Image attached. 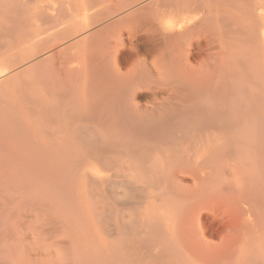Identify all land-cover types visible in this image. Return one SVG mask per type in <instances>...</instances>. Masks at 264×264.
Listing matches in <instances>:
<instances>
[{"label":"bare ground","instance_id":"1","mask_svg":"<svg viewBox=\"0 0 264 264\" xmlns=\"http://www.w3.org/2000/svg\"><path fill=\"white\" fill-rule=\"evenodd\" d=\"M23 1L0 0L21 26L30 12L17 11L39 0ZM125 6L62 27L67 9L44 6L59 27L33 51L62 44L34 60L31 47L15 71L6 56L24 53L2 42L0 264H264V0ZM64 181L90 190L89 223L72 195L58 197L70 215L49 209Z\"/></svg>","mask_w":264,"mask_h":264},{"label":"rangeland","instance_id":"2","mask_svg":"<svg viewBox=\"0 0 264 264\" xmlns=\"http://www.w3.org/2000/svg\"><path fill=\"white\" fill-rule=\"evenodd\" d=\"M1 1H4V0H1ZM22 1H23V0H22ZM24 1H25V0H24ZM24 1H23V2H24ZM33 1H34V0H33ZM39 1H40V2H39ZM39 1H37V2L35 1V2H32V3L29 2V3L32 5V6L30 7V9H29L28 7L24 9L23 6H22V4H23V3H22V4H21L22 9H21V10H23L25 13H23V12H22V13L19 12V10H18V7H19V6H17L18 3H17V5H16V3H14V5L11 4V6H14V8H17V9H12V11H13V10H18V11H17V12H18V15L26 14V12H30V15H27V14H26V15L29 16V17H28L29 19L27 18L28 21H29L28 23H29V24L32 23V25H29V26H30L29 28L25 25V28L27 27V30H29V31H24V29H22V28H24V24H25V23L28 24L27 21H24V22H23L24 24H22V26H21V25H20L21 22H20L19 19H17V18H16V20L13 19V16L16 15V14H14V12H13V13L8 12L7 14H5L6 16L9 14L10 17L13 15V16H12V19H13L14 23H12L13 25L11 24V26L16 27V28H13V27H11V26H10V27H11V29H14L15 31L18 30V31H17L18 33H17V32H16V33L14 32L15 35H14V33L12 32V35H13V36L11 37V35H10L11 38L7 35L8 33H7L6 35L4 34V33H6L7 31H5V30H3V29H5V28L8 26V23H7V20L5 19V18H7V17H6L5 15H3V13H2V12H4V10H3L4 8H3V9L1 8L3 11L0 10V13H2L3 17L5 16V18H3V17L0 15V22H2V24H3V22H4V23H5L4 25H6L4 28H3V27L0 28L1 30H3V32H2V33H3V36H6L5 38H4L3 36H2L3 38L1 37L2 39L0 38V40H1V42H0V53H3V54H4V55H3V54H0V63L2 62V61H1V59H2L1 57L5 58L4 56H6V54L8 55V52H9L10 50H12V49H13L15 52L17 51V52H16L17 54H18L19 52H20V54H22V53L26 54V52H27L28 54H30L29 56H28V54H26V55L22 54L23 56H22V58H21V56H20V60H18L19 57H18V59L14 58V59H16L17 61H16V60H10V59H13V57L15 56V54H14L13 56H11V58H9V59H8L7 56H6L5 60L8 61V62H6V63L4 64V66H7L8 63H10V65H13V64H14V65L16 66V67H15V66L13 65V66H14V68H13L14 71L16 70V68L18 69L19 66H22L23 64H25V63H26L25 59H28V60H29L30 56H31L34 52H36V51H33V47H32V45H31V42L34 41L33 43H36L35 41H37V38H38V40L40 41V37H41V39H42V38L44 39V37L48 36V34H50L49 36L54 35V33H52V32H54L55 29L57 30V28H58L59 26L57 27L56 24H55V25H51V22L49 23V21H50V20H51V21H54V19L56 18V17L54 16V14L56 15V14H58L59 12H62V11H61L62 9H64V10L67 9V10H66L67 13H68V14L70 13V14H69V15H70V17H69L70 19L67 20L66 18L63 17L62 14H63V12H65V11L63 10L62 14H58V15H62V16H59V17H58V15H57L58 18L63 17V19H64V20H61V23H62V24L60 25V27H62V25H65L66 23H73V22L76 21V20H79V21H80L81 19H84V17H88V16H91V15H92V19H93V18L95 19V17H98V16L96 15V14H98V12H101V13L103 14V16H105V15L107 14V12H108L109 15H110V14L112 13V11L116 10L117 13H116V14H113V13H112V14H113V15L111 14L112 16H111V15L109 16V15L107 14V16H108L109 19H108L107 16H106L107 21H108V20H111V22H112V20L115 21L117 18H119V17H117V18H115V17H116V16H119V13H120V12L122 13V12L124 11L125 14H126V11H127V13H128L129 8H130V7H128V8H124L125 3H128L129 0H103V1L100 0V2H99V1L97 2V0H88V1H86V0H58V2H60V4H61V2H62V4H63V2L66 3V5H64V4L62 5V4H61V6H59L60 4H59L58 2H57V3H58L59 5L56 3L57 0H49L50 3H49L47 0H39ZM43 1H44V3H43ZM51 1H55V3H54V2H51ZM66 1H67V2L69 1V3H67ZM101 1H102V2H101ZM87 2H88V3H91V4L93 5V7H91V5H88V6H87V4H88ZM34 3H35V4H34ZM41 3H42V4H41ZM47 3H48V5H47ZM98 3H99V4H98ZM0 4H1V3H0ZM43 4H44V6H46V7H44ZM45 4H46V5H45ZM19 5H20V3H19ZM27 5L29 6V4H26V6H27ZM33 5H34V6H33ZM37 5H38V7H37ZM40 5H42V6H40ZM94 5H95V6H94ZM11 6H9V7H11ZM21 6L19 7V9L21 8ZM1 7H2V6H1ZM3 7H4V6H3ZM24 7H25V6H24ZM40 7H41V8H40ZM43 7H44L45 9H44ZM47 7H48V9H50V10H48V9L46 10ZM50 7H51V8H50ZM90 7H91V9H90ZM125 7H126V6H125ZM33 8H34V9H33ZM39 8H40V10H38ZM122 8H123V9H122ZM5 9L8 10V8H6V6H5ZM10 9H11V8H10ZM10 9H9L8 11H10ZM26 9H27V10H26ZM35 9H37V10H35ZM42 9L46 10V12H47V11H52L51 13L48 12L49 14H48V13H46V14L49 15V16H50V14H53V15H51V16H53V18H54V17H55V18L52 20V17L50 18V17L48 16V17L50 18V20L47 19V18H44V19H43L42 16H45L46 14H45V13H44L45 15L42 14V13L44 12V10H43V12H42ZM109 9H110V11L112 10L111 13H110ZM119 9H120V10H123V11H119ZM126 9H128V10H126ZM21 10H20V11H21ZM117 10H118L119 12H118ZM40 11H41L42 13H41ZM58 11H59V12H58ZM5 12H6V11H5ZM5 12H4V13H5ZM34 12H38V14H41V15H39V16H40V18H41V17H42V18H41V20H40L39 22H38L39 18L36 17V16H37V15H36L37 13L35 14ZM121 13H120V14H121ZM28 14H29V13H28ZM117 14H118V15H117ZM122 14H123V13H122ZM122 14H121V15H122ZM31 15H32V16H31ZM35 15H36V16H35ZM65 15L67 16V14H64V16H65ZM69 15H68V16H69ZM93 15H94V16L96 15V16L93 17ZM99 15H101V14L99 13ZM114 15H115V16H114ZM123 15H124V14H123ZM21 16H22V15H21ZM39 16H38V17H39ZM66 16H65V17H66ZM68 16H67V17H68ZM103 16H102V17H103ZM113 16H114V17H113ZM46 17H47V16H46ZM14 18H15V17H14ZM35 18H37V19H35ZM98 18H99V17H98ZM103 18H104V17H103ZM113 18H114V19H113ZM12 19H10V20L12 21ZM25 19H26V18L23 17V19H21V20H25ZM46 19H47V20H46ZM60 19H61V18H60ZM60 19H58V20H60ZM106 19H104V20H106ZM8 20H9V19H8ZM10 20H9V21H10ZM35 20H36V22H35ZM45 20H46L47 22H46ZM65 20H67V21H65ZM9 21H8V22H9ZM11 21H10L9 23H11ZM42 21H45V22H44L45 24H43ZM17 22H20V23H17ZM34 22H35V23H34ZM55 22H57V20H56ZM58 22H59V21H58ZM104 22H106V21H103V20H102L101 23H104ZM15 23H16V24H15ZM53 23H54V22H52V24H53ZM106 23L108 24L109 21L106 22ZM46 24H47V25H46ZM59 24H60V23H59ZM59 24H58V25H59ZM4 25H3V26H4ZM18 25H19V26H18ZM67 25H68V24H67ZM0 26H1V25H0ZM48 26H49V27H48ZM52 26H53V27H52ZM56 27H57V28H56ZM131 27H132V26H131L128 22L123 23V24L121 25V27H120V32H122L123 40L125 41V44L127 45V46L125 45V47H122V53L120 54V59H121L120 61H121V64H122V65H121L122 70H125L126 64H128V63H126V60H125L126 58H124V55H125L128 51H131V48H129V47H130V43L132 42V38L129 37V33H128V30H129V28H131ZM47 28H49V30H48ZM51 28H52V29H51ZM54 28H55V29H54ZM64 28H65V27H64ZM46 29H47V30H46ZM61 29H62V28H61ZM1 30H0V32H1ZM6 30H9V26H8V29H6ZM56 30H55V31H56ZM11 31H13V30H11ZM11 31H10V32H11ZM42 31H45V32H42ZM19 32H20L21 35L19 34ZM27 32H29V34H28ZM56 32H57V31H56ZM56 32H55V33H56ZM58 32H59V31H58ZM23 33H24V34L26 33V34H28L29 36H30V34H31V36L26 38V37H24L25 35H24ZM51 33H52V34H51ZM10 34H11V33H10ZM37 34H39V35H37ZM16 35H19L20 37H19V36H16ZM28 35H27V36H28ZM55 35H56V34H55ZM0 36H1V35H0ZM22 36H23L24 38H23ZM49 36H48V38H49ZM13 37H14L15 39H14ZM16 37H19V38L17 39ZM21 37H22V38H21ZM53 37H54V38H53ZM53 37H50L51 39H48V38H47V40H55V36H53ZM52 38H53V39H52ZM3 39H4V40H3ZM5 39L7 40V44H8L9 46L12 45V49H10V50L8 49L9 51L7 50V46H5V45H6V44H5V43H6V42H5V41H6ZM13 39H14V40H13ZM16 39H17V41H16ZM21 39H22V40H21ZM116 39H117V38H116ZM116 39H114L113 41H116ZM8 40H9V42H8ZM47 40H46V42H47ZM12 41H13V42H12ZM57 41H58V40H57ZM2 42H3L5 45H4ZM42 42H43V41H42ZM46 42H44L45 44L42 43V46H43V47H45L46 44H48V45L51 44V45L53 46L54 41H53V42H52V41H49L50 43H46ZM140 42H142V40H140L139 43H140ZM9 43H10V44H9ZM38 43H39V42H38ZM59 43L62 44V42H60V40H59V42L57 43L58 45L56 44V41H55L54 44H56V45H54V47H52L51 45H49V48H48V46L46 45V46H47V47H45L46 50H44V51L42 52V53L45 54L44 56L46 57V54H47V53L50 55V52H51V53L53 52L52 50L55 51V50L60 46ZM114 43H115V42H114ZM1 44H3L4 46L2 47ZM40 44H41V42H40ZM34 45H35V44H34ZM36 45H39V44H36ZM42 46H41V47H42ZM50 46H51V50H50ZM31 47H32L31 50L33 51V53H31L32 51H30V48H31ZM39 47H40V46H39ZM39 47L37 46V48H39ZM41 47H40V48H41ZM43 47H42V48H43ZM55 47H56V49H55ZM10 48H11V46H10ZM42 48H41V49H42ZM45 48H44V49H45ZM52 48H53V49H52ZM18 49L21 50V51H19ZM34 49H35V47H34ZM41 49H40V51H41ZM48 49L50 50V52H49ZM5 50H6V51H5ZM37 50H38V49H37ZM7 51H8V52H7ZM14 51H12V52L10 53V55L13 54ZM38 51H39V50H38ZM38 51H37V52H38ZM37 52H36V53H37ZM38 53H39L38 56H36V57L34 56L35 58L32 57L33 60L36 59V58H38L39 55H40V56L43 55L42 53L40 54V52H38ZM124 53H125V54H124ZM48 54H47V55H48ZM123 54H124V55H123ZM17 56H19V55H17ZM27 56H28V57H27ZM8 57H9V56H8ZM39 58H41V57H39ZM42 58H43V56H42ZM32 59L30 58L29 61H32ZM38 60H39V59H38ZM38 60H35V61H38ZM24 61H25V63H24ZM29 61H27V62H29ZM3 62H4V61H3ZM32 62L34 63V61H32ZM32 62H31V63H32ZM31 63H30V64H31ZM2 64H3V63H2ZM17 66H18V67H17ZM43 68H44V67H43ZM11 69H12V68H11ZM13 69H12V70H13ZM40 69H41V67H40ZM35 70H36V69H35ZM41 70H42V69H41ZM41 70H40V71H41ZM17 71H18V70H17ZM41 72H43V70H42ZM32 73H36V71L34 72V69H32ZM39 84H40L42 87H44V85H45V84L43 85V84L40 83V82H39ZM40 85H39V87H41ZM17 101H18V100H17ZM19 104H21L20 101H19ZM40 105H41V104H40ZM42 105H43V104H42ZM36 106H37V105H36ZM39 107L41 108V106H39ZM37 108H38V107H37ZM41 109H43V106H42ZM34 114H35V113H34ZM34 114H33V117L36 116V117L39 118V116H37L36 114H35V116H34ZM38 118H36V119H38ZM39 119H40V118H39ZM18 120H19V119H18ZM20 120H21V119H20ZM20 120H19L18 122H20ZM23 121H24L23 123L26 124L27 119H25V120L23 119ZM25 121H26V122H25ZM31 121H32V124L34 123L33 120H30V121L28 122V123H29V124H28V130H29V125L31 124ZM36 121H37V120H36ZM36 121H35V122H36ZM38 121H39V120H38ZM38 121H37V122H38ZM21 122H22V120H21ZM21 122H20V123H21ZM33 125H34V124H33ZM13 129H14V128H13ZM16 129H18V128L16 127ZM16 129H14V130H12V131L16 132V131H17ZM34 130H37V129H34ZM12 131L10 132L11 135H12ZM18 131H19V134H20V131H21L20 128L18 129ZM29 131H30V130H29ZM32 131H33V130H32ZM17 133H18V132L13 133V136H14V134H16V136H19ZM13 136H12V137H13ZM68 182H69V181H64V183H63V182H60V183H63V184H64V186L61 185V184H60V186H62L61 188L64 187L65 190H66L65 186H67V190H66V192H67V193H68V192H71V194L68 193V194H67L68 197H67V195L65 194L66 192H65L64 189H63V190H64V192H63V190H61L60 187H59V188H56V189L52 192V194L49 195L51 198H53L54 201H53L52 199H48V202H47V199H46L47 204H50V205H48V207H49V206H52V208L49 207V209L51 208V211L54 210V211H53L54 213H55L56 211H57L56 213H58V210L55 211V209H57L58 206H59L58 204H59V203H60V205L63 204V203H64L63 205H65L66 203L68 204V200L71 201L70 199H72V201L74 202V204H73L72 201H71V203H72V205H74L76 208L74 209V208H73L74 206H72V209H71V208H70V207H71V204H70V205L68 204L70 207H69L68 205H65L66 208L62 205L63 207L60 206V208H61L62 210H59V213L67 212V214L70 215V213H69L68 211H70V210H71V211H72V210H75L76 212L74 211V213L72 212V214L77 213V211H78L79 213L81 212L80 215L83 216V217H82V218L84 219L83 222H85V223H89V222L91 221L92 214L94 213V212L92 213V212L90 211V209H92V208H93L92 211H94V205L92 204L93 206H92V205L89 206L92 202H91V203H90V202L88 203L87 198L90 197V196L87 197V195H86V192H88V191H90V190H88V191H86V192H84V191L81 192V190L79 191V188H78V187H80V186L77 185V184H76V185L74 184V186H76V187L74 188L75 192L73 191V189H72V191H69V188H70L69 183H70V182H69V183H68ZM70 185H71V188H72V187H73V186H72L73 184H70ZM82 187H84V186H82ZM107 188H108V186H107ZM70 190H71V189H70ZM55 191H57V193H58V191H59L61 195H60L59 193H58V195H57V194L55 193ZM54 193L56 194L57 198H58V197H61V196L63 195L64 198H65V199L68 198V200H66V203H65V201H62L63 203L60 202L61 200L64 199L63 196H62L63 199L60 198V200H59V198H58V200L55 201L56 197L54 198V196H53ZM88 193H89V192H88ZM73 194H74V195H73ZM70 195H72V196H71V198L69 199V196H70ZM75 195H76V196H75ZM89 195H90V193H89ZM49 196H48L47 198H50ZM52 196H53V197H52ZM72 197H73L74 199H73ZM88 199H90V198H88ZM51 200H52V202H51ZM57 201H58V202H57ZM89 201H90V200H89ZM56 202H57V203H56ZM51 203H53L54 206H53ZM55 203H56V205H55ZM69 203H70V202H69ZM75 203H76V204H75ZM47 204H46V206H47ZM67 206H68V209L70 208L69 210L67 209ZM48 207H46V209H48ZM53 207H54L55 209H54ZM52 209H53V210H52ZM67 210H68V211H67ZM79 210H80V211H79ZM77 214H78V213H77ZM81 216H80V217H81ZM84 217H85L86 219H85ZM80 219H81V218H80ZM81 220H82V219H81ZM88 221H89V222H88ZM103 223H104V222H103Z\"/></svg>","mask_w":264,"mask_h":264}]
</instances>
